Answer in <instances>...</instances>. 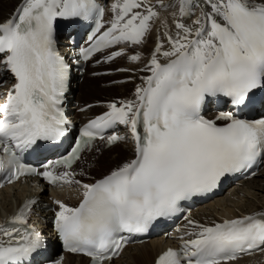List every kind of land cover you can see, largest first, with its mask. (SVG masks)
<instances>
[{
    "label": "snow or ice",
    "instance_id": "1",
    "mask_svg": "<svg viewBox=\"0 0 264 264\" xmlns=\"http://www.w3.org/2000/svg\"><path fill=\"white\" fill-rule=\"evenodd\" d=\"M201 3L195 15V0H115L109 26L97 21L91 43L79 50L83 60L119 45L142 46L161 10L178 17L174 31L161 20L163 38L141 69L150 74L142 77L134 99L111 102L80 130L67 155L43 171L26 164L25 153L56 146L68 133L64 104L72 66L58 49V25L102 18L104 12L96 0H22L0 22V74L15 80L0 103V188L28 175L78 185L77 206L54 202V227L64 248L90 258V264H114L133 236L182 212V202L207 197L222 180L264 166V118L239 115L258 103L264 107V96L258 97L264 93V0ZM126 55L133 63L143 58L120 47L103 62ZM215 100L233 111L207 118L206 107ZM120 126L125 135L115 131ZM109 130L113 134L106 135ZM129 139L134 158L92 183H82L71 171L56 172L71 168L97 140L112 146ZM37 203L27 200L0 224V264H31L44 248L41 233L29 223ZM188 224L189 238L181 237V246L163 251L155 264H238L264 253V211Z\"/></svg>",
    "mask_w": 264,
    "mask_h": 264
},
{
    "label": "bare ground",
    "instance_id": "2",
    "mask_svg": "<svg viewBox=\"0 0 264 264\" xmlns=\"http://www.w3.org/2000/svg\"><path fill=\"white\" fill-rule=\"evenodd\" d=\"M22 0H0V22L7 20L13 15L15 9L19 6ZM115 0H111V3L107 9V20L112 21L114 13L112 11V5ZM153 4L157 0H151ZM167 2V0H166ZM167 19L168 28L174 31V21L178 18L171 15V10H161V20ZM161 20H157L154 26V30L148 37L145 44L138 46L137 52L142 53V60L138 63L131 62L128 58L124 59V64L117 67H112L113 64L107 66H101L100 68H88L85 73V78L78 85L77 100L80 101L81 106L91 104L92 107L86 110L84 113L76 115L78 118H92L96 115L102 114V112L109 108L102 109L95 107V104L102 103L104 100L108 101H119L134 99L135 89L138 85L143 83L142 77L149 75L146 71H142L144 65L156 45L158 39L163 38L164 27ZM185 23H190L189 20H185ZM165 42V48H167ZM116 63V62H115ZM118 69H129V71H117L116 74H103L100 77L89 76L88 73L101 71V70H117ZM128 79L126 84L120 82V80ZM4 79L6 83L0 86V103L4 102L6 98L5 93L13 85V80L9 74L5 72ZM114 82L112 86L99 85L98 88L94 81ZM94 104V106H93ZM105 148V147H104ZM99 147L92 148L88 154L91 157V161L87 166H84L82 170H79V174L75 179L80 180L82 183H92L96 179L102 178L113 168L121 165L134 158V145L133 143L123 142L119 143L108 149H104L105 153L96 156ZM115 150V155L109 154L111 150ZM102 151V152H103ZM114 154V153H113ZM117 154V155H116ZM82 159L83 156L81 155ZM81 162V158L75 163V165ZM78 171V170H77ZM98 176V177H97ZM96 177V179L94 178ZM93 179V181H92ZM29 181L18 184H11L4 189L0 190V204L4 201L6 207H0V220L9 218L10 213L15 211L19 205L28 198L31 194L29 187ZM262 195V196H261ZM52 198H51V197ZM259 196L264 197V171L258 176L256 175L251 180L244 182V185L239 190L232 192L227 198L221 197L220 201L215 204L210 203L208 206L203 207L200 211L193 214L192 220L203 224H211L218 222L226 218H233L235 216L247 215L258 210H264V200L260 199ZM44 201L48 203V208L43 209L42 216L48 217L50 214H54L51 207H56L55 211H58V206L54 203L56 200H61L69 206H76L81 198V189L78 185L71 187H57L51 188V195L43 192ZM2 205V204H1ZM190 225L184 226L182 234L189 229ZM162 241H151L137 246H128L124 249L123 254L114 261V264H154L156 257L162 251L164 245ZM132 254H131V251ZM135 251V252H134ZM125 257L126 259H123ZM264 254L254 255L250 258L241 259L238 264H248L254 262H260L264 264ZM87 260L78 255L68 254L64 261V264H86Z\"/></svg>",
    "mask_w": 264,
    "mask_h": 264
},
{
    "label": "rangeland",
    "instance_id": "3",
    "mask_svg": "<svg viewBox=\"0 0 264 264\" xmlns=\"http://www.w3.org/2000/svg\"><path fill=\"white\" fill-rule=\"evenodd\" d=\"M137 50L138 49H136V52H137ZM124 64V60H118L117 62H116V64L114 63L113 64V66L112 67H117V66H121V65H123ZM114 74H116V73H114ZM114 74H111V75H114ZM102 76V75H101ZM120 82H122V83H124V84H126L127 82H128V79L126 78V79H123V80H120ZM94 83H95V85L98 87V88H100L99 87V85L101 86V85H107V86H112V85H114L115 83L114 82H109L108 84H104L105 82H103L102 80L100 81V82H97V81H94ZM101 89V88H100ZM78 93V92H77ZM111 103V101H108V100H104L102 103H98V104H95V107H97V108H101V110L100 111H102V109H105V108H108V105ZM98 148V147H97ZM98 150V152H96V156H98V155H101V154H103V153H105L103 150H104V147L101 145V146H99V149H97ZM103 151V152H102ZM88 152H90V151H86V152H84L83 153V159H81V162L80 163H78V165H76V167H75V170H78V172H79V170H82L83 169V167L84 166H87L88 165V163L91 161V157L92 156H90L89 154H88ZM114 153V154H113ZM115 150H111L110 152H109V154H111V155H115ZM117 155V154H116ZM98 177V176H97ZM95 179H96V177H94ZM92 181H93V179H92ZM262 196V195H261ZM261 196H259V198L260 199H262V200H264V197H261ZM2 204V205H1ZM0 204V207H6V205L4 204V201H2V203ZM131 251V250H130ZM132 252L133 251H131V254H132ZM135 252V251H134ZM123 259H126L125 257H123Z\"/></svg>",
    "mask_w": 264,
    "mask_h": 264
}]
</instances>
